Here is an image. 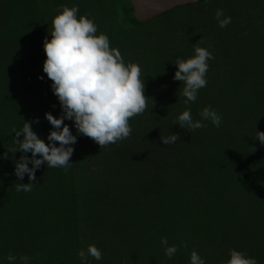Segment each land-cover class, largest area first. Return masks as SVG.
Returning a JSON list of instances; mask_svg holds the SVG:
<instances>
[{"label": "trees", "instance_id": "trees-1", "mask_svg": "<svg viewBox=\"0 0 264 264\" xmlns=\"http://www.w3.org/2000/svg\"><path fill=\"white\" fill-rule=\"evenodd\" d=\"M61 6H78L77 19L87 16L126 65L140 66L148 106L130 119L129 138L104 148L65 120L76 136L70 166L42 164L33 191L18 192L16 184L30 181L15 165L32 156L7 152L18 148L14 138L23 141L13 130L38 119L32 129L48 143L54 129L45 113L62 115L43 72L44 40ZM218 9L231 17L226 28ZM195 47L214 59L207 86L185 104L176 61L192 58ZM205 107L221 116L219 128L202 120ZM188 109L206 126L181 128ZM256 131L264 132V0H203L144 24L128 0H0V264L9 253L14 264L21 256L81 264L77 253L89 245L102 259L87 264H190L192 251L205 264H227L231 249L264 264V146ZM172 134L180 139L164 145L160 137ZM162 237L179 249L171 259Z\"/></svg>", "mask_w": 264, "mask_h": 264}, {"label": "clouds", "instance_id": "clouds-1", "mask_svg": "<svg viewBox=\"0 0 264 264\" xmlns=\"http://www.w3.org/2000/svg\"><path fill=\"white\" fill-rule=\"evenodd\" d=\"M61 7L62 12L52 20L51 39L44 40L46 60L43 72L52 81L51 87L59 100L62 115L55 118L51 113H45V118L54 129L47 136L48 143L32 129V123H38V119L24 122L20 131L13 130L15 137L23 136V141L14 138L18 148L7 152L20 151L31 153L32 156L31 160L21 156L15 165V175L22 180L27 173L30 181L28 184H16L18 192L33 191L35 186L31 181L36 180V169L42 164L65 170L70 166L73 154L70 145L76 143V136L64 123L65 120L73 121L79 134L104 148L129 138L132 133L130 119L143 114L148 106L149 98L144 94L145 84L141 80L140 66L136 63L126 65L121 52L110 47L109 37L105 34L96 35L97 26L87 16L77 19L78 6ZM221 17H224L223 10L218 9L215 18L220 28H226L231 23V17ZM210 59H214L212 53L202 47H195L192 58L177 59L178 70L174 79L184 83L181 95L186 98L185 104L194 103L199 90L207 86ZM200 116L202 120L220 127L221 116L209 107H205ZM178 124L181 128L193 131L206 126L201 121H193L190 109L179 115ZM160 139L164 145H168L180 137L172 134ZM256 140L264 146V132L256 131ZM37 156L41 158L36 159ZM4 158H8L7 154ZM29 163L33 164L31 169ZM160 243L165 246V256L169 259L179 250L175 245L168 246L166 237H162ZM181 246L186 248L187 243L181 242ZM77 255L81 264H87L89 256L97 261L102 259V253L95 245H89L86 251L80 250ZM229 256L227 264H258L255 258H248L245 253L235 249L229 251ZM6 259L9 264H14L17 257L9 253ZM19 259L22 264H28L30 257L21 256ZM190 264H205V260L192 251Z\"/></svg>", "mask_w": 264, "mask_h": 264}, {"label": "water", "instance_id": "water-1", "mask_svg": "<svg viewBox=\"0 0 264 264\" xmlns=\"http://www.w3.org/2000/svg\"><path fill=\"white\" fill-rule=\"evenodd\" d=\"M131 15L137 24L147 23L171 10L203 0H128Z\"/></svg>", "mask_w": 264, "mask_h": 264}]
</instances>
